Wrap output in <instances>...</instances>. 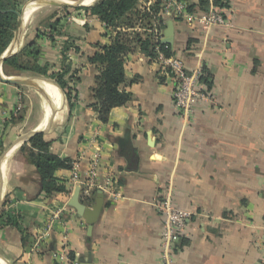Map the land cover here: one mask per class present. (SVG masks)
Returning a JSON list of instances; mask_svg holds the SVG:
<instances>
[{"label": "crops", "instance_id": "crops-1", "mask_svg": "<svg viewBox=\"0 0 264 264\" xmlns=\"http://www.w3.org/2000/svg\"><path fill=\"white\" fill-rule=\"evenodd\" d=\"M137 1L138 7L154 2ZM187 1L191 9L215 5ZM56 2L74 3L21 0L20 12L33 4L29 17H35L24 20L19 45L35 43L47 75L59 74L66 84L69 96L58 88L63 99L42 134L49 154L70 168L54 172L63 191H42L21 149L31 150L32 137L23 138L44 116L24 131L25 117L16 120L25 108L23 85L0 81V264H162L163 221L155 203L166 197L188 215L171 264H264V0L218 1L231 26L206 35L172 21V57L186 71L200 64L210 94L188 120L173 105V81L134 43L122 56L120 89L130 99L112 108L106 123L93 95L101 69L90 59L117 31L132 29L101 23L89 10L97 0L83 9ZM147 35L154 39L148 32L140 37ZM95 157L115 195H78L89 210L101 202L89 225L70 205V177L75 169L85 174Z\"/></svg>", "mask_w": 264, "mask_h": 264}, {"label": "trees", "instance_id": "trees-1", "mask_svg": "<svg viewBox=\"0 0 264 264\" xmlns=\"http://www.w3.org/2000/svg\"><path fill=\"white\" fill-rule=\"evenodd\" d=\"M154 1L152 13L139 11L137 0H97L89 10L93 16L108 28L126 27L131 30L138 21H141L145 28H150L156 18L162 20L161 17L156 16L161 9L162 0ZM218 1L220 0H214V4L219 7L225 6V3ZM20 4L21 0H0V57L7 50L13 39L18 13L20 12ZM129 13H132V15L127 16ZM128 35L131 37L129 38ZM153 40L150 35L142 39L140 34L134 31L129 34L117 31L111 44L102 47L90 59L92 63L97 64L101 69L99 76L96 78L93 94L98 104L101 122H107L109 111L112 108L123 106L130 99L129 94L120 89V85L124 82L122 56L131 51L134 43L139 46L143 53L150 57L155 56V47L157 45L161 53L166 57H172L173 53L170 45L160 42L155 43ZM19 53L21 56L14 55L4 59L1 64L4 74L10 75L7 73V68L11 67L19 72L48 76L69 96L62 76L59 74L47 75V67L40 65L39 61H37L39 53L35 43H29L24 46ZM30 59L33 63L30 62ZM29 143L32 147L31 150H28L26 146H23L21 150L27 151L31 164L36 167L40 176L42 191L46 194L63 191L64 187L56 184L54 172L58 169H69V161L49 154L50 143L44 140L42 133L34 135L29 140ZM32 149L37 150V153H33Z\"/></svg>", "mask_w": 264, "mask_h": 264}, {"label": "built area", "instance_id": "built-area-1", "mask_svg": "<svg viewBox=\"0 0 264 264\" xmlns=\"http://www.w3.org/2000/svg\"><path fill=\"white\" fill-rule=\"evenodd\" d=\"M155 2V1H154ZM154 2L141 5L138 10L143 13H152ZM158 16L162 20H154V26L145 28L141 21L135 25L132 31L141 33H152L155 43H162L161 28L166 26L167 20L183 22L189 27H196L206 35L213 28H226L231 26V20L227 14V7H216L212 2L206 10L191 9L187 0H162ZM156 24V25H155ZM153 62L163 70L166 77L174 83L173 105L176 112L183 120H188L194 107L199 102L210 98L204 83L202 82L203 69L198 64L191 71H186L184 64L174 58L166 57L155 47ZM99 159L95 157L88 171L81 174L78 169L73 170L70 177L75 188L79 189V195L90 197L93 191L99 190L109 196H114L113 179L109 174L101 175L99 171ZM155 207L163 221L162 234V264H171L173 245L181 239L185 230L187 213L176 208L170 197L155 203ZM264 262V259H263Z\"/></svg>", "mask_w": 264, "mask_h": 264}, {"label": "water", "instance_id": "water-1", "mask_svg": "<svg viewBox=\"0 0 264 264\" xmlns=\"http://www.w3.org/2000/svg\"><path fill=\"white\" fill-rule=\"evenodd\" d=\"M43 5V3H40L39 6ZM52 5L58 6V7H76V6H85L83 4V0L78 3H70V2H56L52 3ZM24 12L18 13V20H17V26L16 30L14 32L13 39L10 43V46L7 48V50L11 46H17L15 50L11 51L10 53H7V50L4 52V54L0 57V67L4 59L14 56L18 49H19V43H20V36H21V30L24 25ZM165 38L162 40V43L164 44H171L173 39V22L171 20L167 21L166 24V31L164 33ZM1 70V68H0ZM0 80L3 83H9L13 85H25V86H31L33 88V83L35 81H39L41 79L37 78H20V77H3V75L0 72ZM53 83V82H51ZM50 112L45 120V125L42 129H36L35 131H32L28 133L23 139L28 140L31 137H33L36 134L39 133H46L51 125V122L53 120V117L55 115L56 109L54 110L53 104H49ZM78 195H79V189L76 187L73 193L72 201L70 202V205L75 209L77 214L84 218L89 225H93L95 220L97 219L100 211H101V202L98 201L97 204L94 206L92 210H89L87 207L82 205L78 201Z\"/></svg>", "mask_w": 264, "mask_h": 264}, {"label": "rangeland", "instance_id": "rangeland-1", "mask_svg": "<svg viewBox=\"0 0 264 264\" xmlns=\"http://www.w3.org/2000/svg\"><path fill=\"white\" fill-rule=\"evenodd\" d=\"M80 1H82V0H71V2H74V3H78ZM74 8L83 9L85 7L77 6V7H74ZM34 17L35 16L32 14L29 17V19H31L30 21H32L34 19ZM53 17L54 16L51 15V17L49 16L48 18H53ZM44 32L45 31L43 30V34H44ZM43 34L41 32V35H43ZM9 46H10V44H9ZM23 47H24L23 43H21L19 45V49H18V51H17V53L15 55L21 56V54L19 52L23 49ZM24 52H25V50L23 51V54H24ZM0 72L3 75V77H7V78L8 77L37 78V79H41V80H44V81L53 82V84H55L58 88H60L57 85V83H55L53 80H51L48 76H40V75H37V74L28 73V72H19V71L15 70V69H13L11 67L7 68V73H9L10 75L4 74L2 68H1ZM21 88L23 89V91L25 93V99H23L24 100L23 103L25 105V108H22L21 113H19V115L16 117V120H20L21 121V120H23V117L26 118V120L24 118V121H25L24 123L26 124V127L24 128V131H25V130L30 129L31 126L41 118L42 114L44 115V113H43L42 101H41V98H40L38 92L34 88H32L31 86L23 85V86H21ZM19 103H21L20 100H19ZM20 109H21V107H20Z\"/></svg>", "mask_w": 264, "mask_h": 264}, {"label": "bare ground", "instance_id": "bare-ground-1", "mask_svg": "<svg viewBox=\"0 0 264 264\" xmlns=\"http://www.w3.org/2000/svg\"><path fill=\"white\" fill-rule=\"evenodd\" d=\"M94 1L95 0H86L85 4L91 5ZM83 4H84V1H83ZM32 9H34L33 4H30L28 6V8L26 9V13L24 10V20L25 21L28 20V17L30 15ZM25 15H26V18H25ZM14 49H15V46H11L7 50V53H10ZM33 88L38 92V94L41 98V101H42L43 113H44L43 116L44 117H42V119H43L41 121L42 123L38 128V129H42L45 125V120H46V118L50 112L49 104H51V105L53 104V108L55 110L56 107L58 106V103L62 101L63 96H62L60 90L58 89V87L55 84L48 82V81H44V80L35 81V83H33ZM2 167H4V165Z\"/></svg>", "mask_w": 264, "mask_h": 264}]
</instances>
